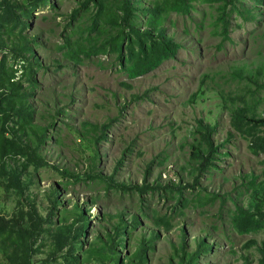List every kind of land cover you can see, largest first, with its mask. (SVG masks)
I'll list each match as a JSON object with an SVG mask.
<instances>
[{
  "label": "rangeland",
  "instance_id": "374dc122",
  "mask_svg": "<svg viewBox=\"0 0 264 264\" xmlns=\"http://www.w3.org/2000/svg\"><path fill=\"white\" fill-rule=\"evenodd\" d=\"M0 264H264V0H0Z\"/></svg>",
  "mask_w": 264,
  "mask_h": 264
},
{
  "label": "trees",
  "instance_id": "16d2710c",
  "mask_svg": "<svg viewBox=\"0 0 264 264\" xmlns=\"http://www.w3.org/2000/svg\"><path fill=\"white\" fill-rule=\"evenodd\" d=\"M126 8L129 9L130 5H126ZM242 14L245 15V12L242 11ZM222 21H224V25H223V34L225 35V37H229L230 35V23L227 22L226 19H224V17L222 16ZM178 46L176 44H174L172 42V40H169L167 43H164L163 46V51H162V55L160 58L156 59L154 62H149L147 63L148 68H155L157 67L164 59H168L172 56H174V50L175 48H177ZM7 224V223H6Z\"/></svg>",
  "mask_w": 264,
  "mask_h": 264
}]
</instances>
